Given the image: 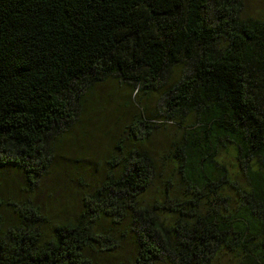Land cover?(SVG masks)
Segmentation results:
<instances>
[{
  "label": "trees",
  "instance_id": "16d2710c",
  "mask_svg": "<svg viewBox=\"0 0 264 264\" xmlns=\"http://www.w3.org/2000/svg\"><path fill=\"white\" fill-rule=\"evenodd\" d=\"M244 4L0 0V264H264V12ZM114 74L138 85L130 129L78 209L39 203L51 145Z\"/></svg>",
  "mask_w": 264,
  "mask_h": 264
},
{
  "label": "rangeland",
  "instance_id": "374dc122",
  "mask_svg": "<svg viewBox=\"0 0 264 264\" xmlns=\"http://www.w3.org/2000/svg\"><path fill=\"white\" fill-rule=\"evenodd\" d=\"M244 12L247 15L258 16L259 13L264 12V0H245ZM182 73V69L176 67L170 76L177 78ZM137 86L130 80L114 74L106 82L94 88L93 95L83 108L84 114H81L80 119L74 122L73 128L63 132L62 137L54 141L56 144L51 145L55 167L46 179H42L38 190L35 191V197H38L39 203L44 202L48 196V199L51 198L55 203L54 209H57L56 205L62 202L73 205L72 209L74 207L78 209L79 192L84 186H88L94 177L100 176L101 170L98 162L114 141L112 136L116 133L120 135L123 130H129L132 125L137 109H127L123 104L125 100H131V96L136 95ZM159 88L160 90L151 96L152 107L159 105L160 91L165 89L161 86ZM162 105L163 101L160 102V107ZM169 128L174 127L170 125ZM149 143L150 145L152 143L154 148H149L148 151L153 154L156 151V155L162 152V147L168 143L165 132L161 130L158 135L152 137ZM234 154L232 156L227 154V162L233 178L242 183L244 176L239 172V161ZM90 168H95V171H91ZM78 171L84 175L81 182L77 179L76 172ZM235 173L239 179L236 178ZM10 174L18 181L15 171H10ZM158 185L162 186L160 183ZM233 205L235 203L230 199L229 207L234 208ZM235 263L237 261L232 254H223L218 262V264Z\"/></svg>",
  "mask_w": 264,
  "mask_h": 264
}]
</instances>
